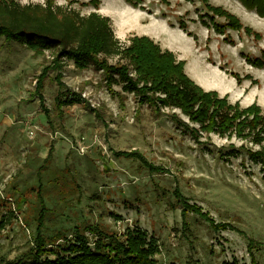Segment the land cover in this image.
Segmentation results:
<instances>
[{
  "label": "rangeland",
  "instance_id": "374dc122",
  "mask_svg": "<svg viewBox=\"0 0 264 264\" xmlns=\"http://www.w3.org/2000/svg\"><path fill=\"white\" fill-rule=\"evenodd\" d=\"M45 1L19 0L23 5ZM54 1L82 15L100 12L109 17L115 36L123 43L133 34L128 33L131 28L136 35L157 33L165 43L187 51L188 40L180 33H169L161 24H144L141 16L160 12L168 27L180 30L184 22L197 40L186 34L208 54L210 63L232 78L238 74L241 83L253 81L257 101L249 106L257 104L264 110V69L253 67L257 79L244 72L246 66L251 67L245 57L257 58L264 51V18L257 15V29L252 28L263 36L256 41L244 32L220 35L204 26L199 16L208 12L200 0H142L144 10L136 11L133 7L126 11L124 0H99L98 9L91 0ZM210 4L231 12L248 27L253 20L236 0H210ZM121 24L128 28L127 36ZM52 59L50 51L37 56L19 43L0 38V222H6L0 229V263L15 261L35 248L42 211L37 192L42 185L48 210L43 237L48 244L74 242L75 229L91 224L121 236L127 230L146 231L158 240L159 264L233 260L253 264V258L264 264V180L247 153L257 146L215 134H203L197 143L173 121L177 114L188 122L180 110L165 108L158 113L139 104L134 94L123 93L120 86L113 87L112 95L102 72L78 70L70 61L60 73L67 89L59 87L58 72H51L41 92L42 108L34 96L36 83ZM193 62L202 75L201 65ZM203 76L205 83L208 79L219 89L229 86L216 74ZM72 93L86 103L60 108L58 99L64 101ZM249 93H242L244 103ZM233 148L240 155L228 160L225 154ZM117 153L131 155L118 157ZM151 167L168 173L153 172ZM183 200L202 208L217 223L232 224L235 230L216 232L190 212L184 219ZM250 240L257 242L252 252Z\"/></svg>",
  "mask_w": 264,
  "mask_h": 264
},
{
  "label": "trees",
  "instance_id": "16d2710c",
  "mask_svg": "<svg viewBox=\"0 0 264 264\" xmlns=\"http://www.w3.org/2000/svg\"><path fill=\"white\" fill-rule=\"evenodd\" d=\"M200 1L208 12L199 16L204 26L212 28L220 35H226V32L231 30L244 32L256 41L263 39L259 32L245 26L231 12L211 5L210 0ZM236 1L249 11H255L260 18H264V0ZM125 2L144 10L142 0ZM90 4L98 9L100 2L91 0ZM216 18L224 19V22H217ZM180 28L197 40L196 36L187 31L184 22L180 23ZM0 38L10 43H19L37 56L46 51L52 52V62L44 66L37 79L34 94L40 99L42 108L44 97L41 92L51 72H58L56 81L59 87L67 89L60 74L67 61L72 62L75 68L81 71L94 68L103 73L106 87L112 95L113 87L120 86L123 93L134 94L139 104H147L158 113L165 108L180 110L188 122L183 121L177 114H173V121L183 131L189 132L197 143H201L203 134H215L223 139L237 138L257 146V150L250 149L247 153L251 161L260 167L264 180V110L257 104L247 108H242L239 103L232 105L227 97L221 98L215 91L203 90L185 73L183 61H178L172 52L163 51L149 37L134 36L128 43H123L115 36L109 17L98 12L85 16L71 7L56 5L54 0L27 5L21 4L19 0H0ZM245 59L250 66L264 69V51L260 57ZM111 60H116V63H111ZM232 76L238 83L242 82L238 74L233 73ZM246 78L251 79L250 76ZM57 102L60 108L86 103L76 93H72L64 101L58 99ZM91 111L96 113L97 117L100 116L96 110ZM44 113L49 118L46 108ZM52 154L51 148L49 157H52ZM116 155L122 157L131 154ZM239 155L240 152L236 148L225 154L228 160L238 158ZM151 169L153 172L168 173L163 168ZM37 195L42 211L38 219L35 248L19 259L5 264H159L156 260V256L160 254L158 240L141 229L127 230L121 236L118 233H106L97 225L84 224L75 229L74 242L66 241L63 245L48 244L43 237L48 210L42 197V185L38 188ZM182 202L184 219L190 212L208 222L216 232L235 230L230 223H217L202 208L190 205L185 200ZM5 227L6 222L2 220L0 229ZM87 235H90L92 240ZM60 237L58 239H62V236ZM256 245L255 240H250L249 250L252 252ZM252 263L257 264L255 258ZM223 264L239 262L233 260Z\"/></svg>",
  "mask_w": 264,
  "mask_h": 264
},
{
  "label": "crops",
  "instance_id": "0c3cea01",
  "mask_svg": "<svg viewBox=\"0 0 264 264\" xmlns=\"http://www.w3.org/2000/svg\"><path fill=\"white\" fill-rule=\"evenodd\" d=\"M125 7H126V9H125L126 11L127 10L131 11L134 8V7L132 8V6L127 4V3L125 4ZM73 9H75V8H73ZM137 9H139V8H134L135 11ZM91 13H89V14H91ZM246 13L251 14V18H253V20L251 19L252 22H251V24H249V27L257 29V13L255 11H249ZM88 15H85V16H88ZM141 17L146 19L144 24H147L150 22H152L154 24H161L165 27L164 29L169 33H171V32L180 33L181 36L185 37L188 40L187 51L179 49L177 47H174V46L170 45V43H165L161 36L158 37L157 33H146V32H144L142 34L136 35V33H134V31H132L133 29L123 28V26L121 24V26H122L121 32L124 34V36L126 35L125 30L128 29L129 30L128 33H133V34H131L130 38H132L134 36L149 37L155 43H157L163 51H170L176 56L178 61H183L185 63V67H184L185 73L199 87H201L203 90H205L207 92L215 91V90H211V89H216L215 92H217L221 98L227 97L229 103L232 105L239 103L242 108H247V107H249L250 104L254 103V101H257V89H253V87H251L252 82H253L252 80H249L247 82H243V83H241L242 84L241 85L238 83V81L235 78H232L230 75H227L225 72H223L220 69V66H218L215 62L210 63L208 61V59H209L208 54L206 52L202 51L201 49H200L201 50L200 51L199 48L196 46V43L185 32H183L180 29H173V28L168 27L166 20L160 18L161 17L160 12L159 13L155 12V14L152 17L150 15H145V16H141ZM216 19H218V18H216ZM220 20H222L224 22V19H219V21L217 20V22H220ZM245 26H247V25L245 24ZM228 31L230 33H239V34L242 33V32H235V31H231V30H228ZM241 44H242V42L240 43V45ZM194 60L197 61V64L201 65L202 75H200L199 73L196 72V64H194V62H193ZM243 70H244V68H243ZM245 71H246L247 75H250V76L252 75L255 79H257V71L255 69H253L252 66L251 67L246 66L244 72ZM211 74H216L219 79L225 80L227 82L226 84H229V86H221V89H219L217 87V85H215L213 82L209 81L208 79H207L208 83H205L203 75L208 76ZM247 91H250L249 98L244 103L242 100V97H243V94H245Z\"/></svg>",
  "mask_w": 264,
  "mask_h": 264
}]
</instances>
